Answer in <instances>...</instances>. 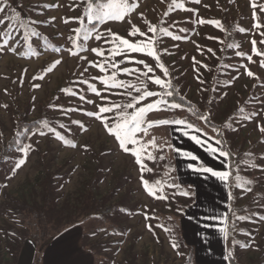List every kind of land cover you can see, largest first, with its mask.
<instances>
[{
	"label": "rangeland",
	"instance_id": "374dc122",
	"mask_svg": "<svg viewBox=\"0 0 264 264\" xmlns=\"http://www.w3.org/2000/svg\"><path fill=\"white\" fill-rule=\"evenodd\" d=\"M130 3L136 7L122 21L90 25L84 16L83 0H0V8L6 10L0 13V19L7 17L0 24V152L4 142L10 140L16 120L22 116L34 120L45 111V116L58 117L64 125L57 133H36L26 162L4 184L0 197V262L5 264L12 259L8 250L12 236L8 231L10 225H18L6 207L3 193L31 203L41 202L44 178L50 169L57 174L55 184L60 203L76 205L81 194L92 188L98 198L112 192L108 205L123 203L134 208L133 215L102 216L106 227L93 238L89 235L99 228L98 223L92 218L79 224L85 232L84 246L93 253L95 264H101L102 257H111L112 264H186L190 252L191 264H196L197 246L200 252L208 241L215 242L223 230L227 259L229 254L244 264L254 261L264 264V132L259 130L264 127V67L261 66L264 55L254 54L251 43L255 40L258 52L264 53L261 43L264 0H200L199 3L130 0ZM77 17L84 23L80 24ZM149 24L157 28L154 34L148 33ZM256 24L261 27H254ZM132 26L147 33V37H129ZM77 28L81 29L80 44L74 46ZM108 29L132 42L151 37L159 62L175 74L180 92L203 109L209 103V114L220 127H211L197 119L200 131L173 123L149 127L147 134L137 133L145 149L140 152L142 170L134 156L121 150L100 120L85 115L88 111L96 112L95 105L102 101L82 82L88 81L102 90L104 85L93 77L115 71L109 65V71L101 73L88 63L108 59V49L113 45L94 38L96 32L107 37ZM85 32L92 38L83 40ZM69 48L78 54L70 55ZM92 48L103 49L105 57L95 55L90 51ZM130 55L155 68L152 57L143 53ZM249 55L252 61L247 59ZM81 56L87 59L82 60ZM56 59L61 63L49 72ZM112 60L121 67L143 70L142 65L124 61L122 56ZM247 71L254 76L249 77ZM149 75L166 81L172 78L159 68ZM117 79L136 83L135 75L118 73ZM148 86L152 91H161L151 82ZM62 89L78 95H68ZM118 91L123 89L112 90ZM104 94L117 103L127 101L126 96ZM80 96L86 99L80 100ZM155 99L149 98L144 103ZM62 109L74 111L65 114ZM186 114L183 107L154 110L146 114L145 121L185 120ZM104 115L111 125L113 114ZM73 121H80L84 127ZM218 131L230 142L237 206L244 208L243 212L232 209L230 220L228 214L221 215L220 208L209 210L214 205L203 197L209 186L220 190L219 184L209 182L219 178L203 168L230 173L229 155L225 161L219 156V151L224 150L221 143L216 144ZM193 136L201 143L193 140ZM153 139L155 145L149 144ZM72 142L75 147L70 146ZM209 146L217 152H210ZM240 153L243 156L237 159ZM8 169L0 167V176L5 177ZM142 178L148 182L147 189ZM197 185H207L199 195L195 194ZM199 256L214 258L203 252Z\"/></svg>",
	"mask_w": 264,
	"mask_h": 264
},
{
	"label": "snow or ice",
	"instance_id": "6c2138e0",
	"mask_svg": "<svg viewBox=\"0 0 264 264\" xmlns=\"http://www.w3.org/2000/svg\"><path fill=\"white\" fill-rule=\"evenodd\" d=\"M85 4V12L84 16L87 18L89 22L96 21L99 23H103L109 20H116L122 21L124 17L130 14L134 8L136 7L135 4L130 3V0H106V2H100V0H83ZM196 3H199L200 0H195ZM4 8H0V13L5 12ZM0 19V24H4L5 20ZM79 21L80 24L84 23L82 18H75ZM65 23H68V20H65ZM200 23H204V21H200ZM209 23L218 24L217 21H209ZM254 27H261V25L256 24ZM81 29L77 28L74 32L77 34L76 39L73 41L74 46H79L80 44V33ZM157 28L151 24L148 26V33H155ZM167 33V30H162ZM243 31V30H241ZM107 37L102 36L99 32H96L95 39L101 40L103 39L105 43L113 45L110 49H108L109 57L108 59H104L101 62L96 61H89L90 67L98 68L101 73H106L109 71V65L115 71H112L110 75H102V76H95L93 80H99L104 88L102 90H98L93 84L88 83V81H83L82 83L88 84V90L91 91L96 97H98L102 103L96 104L97 111L92 112L88 111L85 115L89 117H95L96 119L100 120L105 127L107 133L115 138L118 142L119 147L125 153H129L136 158V163L141 165V169L143 170L144 165L142 164L140 152L145 151L143 146L140 144V139L137 133L143 131L147 134V128L149 127H157L163 124H177V125H186L188 128H192L191 124H187L184 120H155V121H145V116L150 111H161V110H172V109H181L182 105L179 103H169L167 100L163 99L165 96H172L173 91H169L168 89L172 88L170 81L162 80L159 76L152 75L150 73H154L155 68H159L163 71L164 75L168 74L167 68L164 67L162 63L159 62V56L153 49L151 45H153L154 41L151 37H148L146 41H138L132 42L128 38L121 37L118 33H114L111 29L107 30ZM171 35V33H167ZM129 37H136V36H144L147 37V33L141 32L135 26H132L131 30L128 33ZM264 35V33H261ZM90 37L89 33L85 32L83 35V40H88ZM176 39H180V37H175ZM69 39H72L70 37ZM252 52L256 55H264V53L258 52L256 48V41L253 40L252 42ZM264 43V40L261 41ZM237 47H239L237 45ZM87 51L88 49H84ZM70 55H77L78 53L74 52L72 48H69ZM98 57H105V51L101 48H92L90 49ZM211 52L212 50L209 49ZM131 53H143L149 57H152L156 61L155 68L149 64H147L144 60H137L135 57L131 56ZM237 55H243L240 52H237ZM115 56H122L124 61H128L130 63H134L136 65H142L143 70L138 67H121L119 63L112 60V57ZM82 60L87 59L84 56L80 57ZM249 61H252V56L249 55L247 57ZM61 63L60 59H56L51 67H49L48 71H52L55 66ZM264 67V62L261 64ZM206 67V66H205ZM87 68L85 69V72ZM123 75H135L136 76V83L128 80H120L117 79V74ZM247 75L249 77H253L254 74L251 71H247ZM143 77V79H141ZM43 79V77H40ZM149 82L152 84L159 86L161 91H152L149 89ZM139 85V86H137ZM38 87V85L36 86ZM113 89H123V91L112 92ZM61 91L65 92L71 96H77L78 93L74 92L70 89H62ZM108 92L110 95H119V96H126L127 101L125 103H117L113 100L109 99L108 95L104 93ZM135 93V95L133 94ZM156 97L157 99L152 100L151 102L144 103V101H148L149 98ZM80 100H85L84 96L79 97ZM90 104H95V101L88 100ZM163 106V107H162ZM131 110V111H129ZM62 111L67 114L68 112L74 111V109H62ZM107 113H112L114 116L113 122L111 125L108 123V118L104 115ZM255 115V113H253ZM250 119L251 117H247ZM200 119L207 120V117H200ZM73 123L79 125L81 128L84 126L81 124L80 121H73ZM45 127H48L47 123L44 124ZM61 128L64 125H60ZM50 131H55L54 129H49ZM261 132H264V127L259 129ZM196 131H200V129H196ZM187 134V133H185ZM40 135H44L43 132ZM193 140L197 143H201L200 139L193 136ZM149 144L155 145V140L148 142ZM216 144H220V141L217 140ZM140 145L138 148L137 146ZM70 146L75 147V144H71ZM30 148V146H29ZM210 152L215 153L217 149L215 147L209 146L208 149ZM22 152H27L28 148H22ZM219 156L227 157L228 153L224 151H219ZM152 158V157H149ZM192 159H197L196 157H191ZM26 161L24 159H20L16 164L15 168L18 169L23 166ZM203 171L211 173L213 176L218 177L221 181H227L229 178L230 173L227 171H214L211 168H203ZM142 183L144 184L145 188H148V182L144 181L142 178ZM149 194H153L151 191ZM187 195V193H183ZM176 247V245H173Z\"/></svg>",
	"mask_w": 264,
	"mask_h": 264
},
{
	"label": "trees",
	"instance_id": "16d2710c",
	"mask_svg": "<svg viewBox=\"0 0 264 264\" xmlns=\"http://www.w3.org/2000/svg\"><path fill=\"white\" fill-rule=\"evenodd\" d=\"M100 2H106V0H100ZM23 20L25 19L23 18ZM98 23L99 22L93 21L89 24L95 25ZM168 73L172 77L170 80L172 88L168 90L173 91V95L165 96L164 99L169 103H179L187 110L188 114H186L184 121H186L187 124H191L194 128L200 129L196 123L197 119H200V117H207V120L202 119L205 124L214 128H219L220 125L215 122L209 114L210 104L208 103L207 108L203 109L196 102L184 96L180 92V86L178 81L175 79V74L171 70H168ZM44 107L46 106L44 105ZM45 115L46 113L44 111L43 115L38 119L27 120L24 116H22L20 119L16 120L15 130L10 140L4 142L3 148L0 152V167H5L6 169L9 168L7 172H4L7 173L5 177L0 176V197L2 196L6 180L12 177L17 171L15 164L20 159L25 160L27 154L31 151L33 145L32 139L34 135L41 132L57 133V130L61 128L60 125H63L62 121L58 117H54L53 119L52 116L49 118ZM45 122L48 127L44 126ZM50 128L55 131H50ZM215 138L220 141L222 149L227 152L230 157V210L228 213V220H230L232 209H237L238 211L243 212L244 208L237 206L236 193L234 189V181L236 178L234 174V156L231 153V148L229 146L230 142L224 139L222 131L216 132ZM62 140L66 141L65 137H62ZM72 144L74 143L72 142ZM22 148H28V151L26 153L22 152ZM242 156L243 153H240L237 155V159H240ZM56 175L57 174L54 171H51L50 169L48 170L43 182V198L41 202L33 201L31 203L15 197L6 191L3 193V196L6 198V207L11 213L12 218L18 223L17 226L22 228L19 229L15 225H10L9 227L8 234L12 236V238L11 242L8 244V250L12 259L7 261L5 264L17 263L21 250V244L27 239H32L41 246L43 243L51 240L53 237L64 232L70 227L90 221L92 218L95 220V223H98L99 225V228L89 235V238H93L97 236L98 232L106 227H103V225H105L104 222L106 221L102 219V216H109L114 213L133 215L134 208H132V206L124 205L123 203H115L111 205L107 204L112 192L98 198L92 188L81 194L82 197L76 205H71L67 201L60 203L61 196L58 195L57 185L55 184ZM2 230L4 229L2 228ZM124 230L126 231L127 229ZM83 233L84 239L85 232ZM155 234L159 235L156 231ZM228 240L229 237L227 241ZM182 244L183 248L186 249V245L184 243ZM97 246L99 247V245ZM41 255L42 249L39 248L34 264H41ZM186 258V264L193 263L192 252L188 253ZM101 261V264H104L105 262V264L113 263V259L111 257H102ZM228 261L229 264H244L229 254ZM0 264L3 263L0 262ZM251 264H260V262L254 261Z\"/></svg>",
	"mask_w": 264,
	"mask_h": 264
},
{
	"label": "crops",
	"instance_id": "0c3cea01",
	"mask_svg": "<svg viewBox=\"0 0 264 264\" xmlns=\"http://www.w3.org/2000/svg\"><path fill=\"white\" fill-rule=\"evenodd\" d=\"M221 159L225 161V157H221ZM209 182L219 184L220 190L218 191L209 186L208 193L203 194V197L208 198V202L214 205L208 208L212 212L218 211L220 208L221 215L226 216L230 210L229 178L226 182L220 179ZM206 186L197 185L195 194L199 195V191L203 190ZM83 232V228L80 225H76L58 234L41 246L36 241L28 239L21 246L19 259L16 264H34L39 248L42 249L41 264H95L93 253L84 246ZM225 239L223 230L221 234L217 235L215 242L208 241L207 245L202 247L200 252L197 251V246L196 264H229L225 254ZM201 252L205 255H213L214 258L200 257Z\"/></svg>",
	"mask_w": 264,
	"mask_h": 264
}]
</instances>
